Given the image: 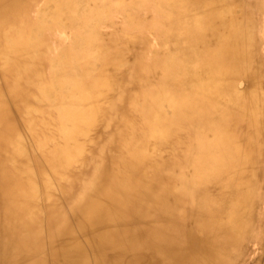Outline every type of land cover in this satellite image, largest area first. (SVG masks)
<instances>
[{
	"label": "bare ground",
	"instance_id": "1",
	"mask_svg": "<svg viewBox=\"0 0 264 264\" xmlns=\"http://www.w3.org/2000/svg\"><path fill=\"white\" fill-rule=\"evenodd\" d=\"M0 264H264V0H0Z\"/></svg>",
	"mask_w": 264,
	"mask_h": 264
},
{
	"label": "rangeland",
	"instance_id": "2",
	"mask_svg": "<svg viewBox=\"0 0 264 264\" xmlns=\"http://www.w3.org/2000/svg\"><path fill=\"white\" fill-rule=\"evenodd\" d=\"M54 45V44H53Z\"/></svg>",
	"mask_w": 264,
	"mask_h": 264
}]
</instances>
